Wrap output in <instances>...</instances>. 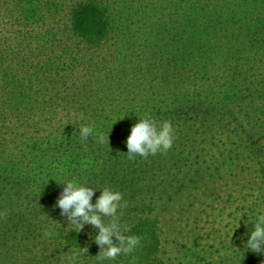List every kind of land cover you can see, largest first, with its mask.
Here are the masks:
<instances>
[{
	"label": "trees",
	"instance_id": "obj_1",
	"mask_svg": "<svg viewBox=\"0 0 264 264\" xmlns=\"http://www.w3.org/2000/svg\"><path fill=\"white\" fill-rule=\"evenodd\" d=\"M145 116L173 145L129 159ZM73 178L122 193L132 252L99 260L98 229L60 215ZM178 208L195 210L184 264L264 260L244 246L264 213V0H0V264H65L85 244L81 264H172L160 211Z\"/></svg>",
	"mask_w": 264,
	"mask_h": 264
},
{
	"label": "clouds",
	"instance_id": "obj_2",
	"mask_svg": "<svg viewBox=\"0 0 264 264\" xmlns=\"http://www.w3.org/2000/svg\"><path fill=\"white\" fill-rule=\"evenodd\" d=\"M78 130L84 140L89 136L93 137L94 129L91 125H82ZM95 135L100 142L108 137V133L106 137L99 132ZM174 139L175 131L169 121L165 120L157 125L155 120L147 116L140 118L130 127L126 137L128 158L166 152L172 147ZM58 184H62L63 187L55 206L61 209V216L67 215L68 225L74 226L75 232H78L83 224H91L98 229L93 239L100 248L97 257L99 260H114L119 254H128L137 247L140 237L135 234L125 235L126 229L122 230L119 222L117 209L124 207L126 203L122 201L120 191L110 187H91L75 178ZM96 189L100 190V195L93 204L90 200ZM93 209L95 211H92ZM101 215L111 217V222L102 223ZM113 237L116 238L115 243ZM244 246L253 252L264 254V213H257L255 224L249 231ZM84 255H87L86 244L84 247L74 248L66 257L65 264H81L80 258Z\"/></svg>",
	"mask_w": 264,
	"mask_h": 264
},
{
	"label": "rangeland",
	"instance_id": "obj_3",
	"mask_svg": "<svg viewBox=\"0 0 264 264\" xmlns=\"http://www.w3.org/2000/svg\"><path fill=\"white\" fill-rule=\"evenodd\" d=\"M254 195L248 196V202H250L253 199ZM230 209L231 208H227L225 211L228 212ZM194 216H195V210L190 211L188 208H184V209L178 208L176 210L168 209L167 211H163V212L160 211V217L162 219L163 225L166 230L167 239L172 240L175 237V241H173L172 243H166L167 249L170 250L169 255L171 258L169 259V263L184 264L186 262V258L184 257L186 246L182 247L180 251H176V246L178 245L179 241H182L183 243L186 244L188 243L187 234L185 232L191 226L190 222ZM198 225H204L205 228H203V231H207L210 229L209 224L203 223L201 221H199ZM217 226L221 229V231L225 229L224 227L228 226L227 218L221 219L220 225ZM228 244L230 245V243ZM255 264H264L263 258L257 260Z\"/></svg>",
	"mask_w": 264,
	"mask_h": 264
}]
</instances>
